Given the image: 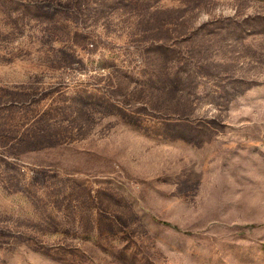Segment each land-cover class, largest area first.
<instances>
[{
	"label": "rangeland",
	"instance_id": "1",
	"mask_svg": "<svg viewBox=\"0 0 264 264\" xmlns=\"http://www.w3.org/2000/svg\"><path fill=\"white\" fill-rule=\"evenodd\" d=\"M0 264H264V0H0Z\"/></svg>",
	"mask_w": 264,
	"mask_h": 264
}]
</instances>
